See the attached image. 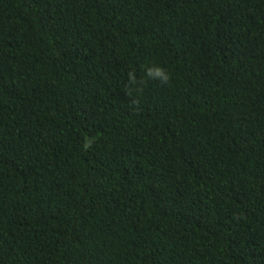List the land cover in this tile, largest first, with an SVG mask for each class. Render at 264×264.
<instances>
[{
	"label": "trees",
	"instance_id": "16d2710c",
	"mask_svg": "<svg viewBox=\"0 0 264 264\" xmlns=\"http://www.w3.org/2000/svg\"><path fill=\"white\" fill-rule=\"evenodd\" d=\"M0 264H264V0H0Z\"/></svg>",
	"mask_w": 264,
	"mask_h": 264
},
{
	"label": "clouds",
	"instance_id": "9594fccd",
	"mask_svg": "<svg viewBox=\"0 0 264 264\" xmlns=\"http://www.w3.org/2000/svg\"><path fill=\"white\" fill-rule=\"evenodd\" d=\"M150 78L152 80H158L162 83H168L171 79V74L164 67L159 64H155L151 67L147 68L146 71V79L141 81L137 80L136 74L134 70L129 72L128 80L125 84L129 94H137L141 90V86L146 83V80Z\"/></svg>",
	"mask_w": 264,
	"mask_h": 264
}]
</instances>
